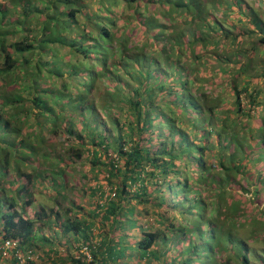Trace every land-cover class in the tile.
<instances>
[{"label":"trees","instance_id":"1","mask_svg":"<svg viewBox=\"0 0 264 264\" xmlns=\"http://www.w3.org/2000/svg\"><path fill=\"white\" fill-rule=\"evenodd\" d=\"M252 23L247 0H0V245L19 240L0 262L264 264L240 232L264 237ZM83 155L102 173L89 209L64 203ZM41 188L54 203L31 217Z\"/></svg>","mask_w":264,"mask_h":264},{"label":"rangeland","instance_id":"2","mask_svg":"<svg viewBox=\"0 0 264 264\" xmlns=\"http://www.w3.org/2000/svg\"><path fill=\"white\" fill-rule=\"evenodd\" d=\"M249 2V4L251 5V7L256 11L259 19L262 21V25L264 27V5H262L261 3H259V0H247ZM264 2V0H262ZM232 11L230 10L229 14H228V19L231 23L236 22V20L238 21V18H245V15L240 14V12L238 11V7H232ZM218 15H222V9L218 10L216 12ZM250 13V12H249ZM240 24V23H239ZM238 24V27H239ZM260 26V25H259ZM247 28L244 27V31L246 33V35L243 37V39H245L247 41V43L245 44V48H247L249 50V52H251L250 47L251 44L253 42H256L257 44H260V46H262V49L264 51V43L260 42V37H264V32H262V27L259 29V27L255 26L254 23H252L250 25V28H248L249 30H246ZM248 31H253V33H248ZM264 31V30H263ZM249 35V37H248ZM208 55V53H207ZM262 56H264V54H262ZM256 60L253 63V66H255L256 64H259L260 62V58L259 56L255 58ZM206 68V67H205ZM201 67V70L205 69ZM256 69V68H255ZM255 69L253 70V72H255ZM200 73V70H199ZM251 80L253 82V84L255 85V87H257L258 85H262L263 84V78L262 79H255L251 77ZM208 85V84H207ZM196 87H203V89H205L204 87V83H198ZM206 90H211L215 93H221V88L219 86H207ZM263 95L260 97V100H262ZM225 99V98H224ZM257 110H262V108H258ZM48 138L51 141H56V143H59V141L61 142H71L74 143L75 138H64L63 133H61L60 135H52V134H48ZM69 166H66V174H67V179L69 180V185H68V190H67V199L65 200L64 203H69L70 201H74L76 202V204L78 205H82L84 207V209L86 208H90L93 205H91L92 201L89 193L91 192V188L90 187H94L95 185H98V182L101 183V177H102V173L100 172V170L98 168L92 169L91 168V162L83 155L82 158L77 159L74 163L72 162H68ZM100 168V167H99ZM44 184H48V181L44 180ZM34 195L36 197V201L34 203V206H30L27 207V213L28 215H30L31 217L35 216L36 212L40 209V206L45 205L46 207H51V205H53L54 203V192L53 190L47 189V188H41V189H36L34 192ZM91 199H90V198ZM97 196H95L96 198ZM52 198V199H51ZM148 220H152L151 216H145L144 218L140 217L139 218V223H146ZM38 226V225H37ZM58 225L53 226L52 228H57ZM52 228H49L48 226L46 227V233L48 234H52ZM258 228H260V223L258 221H256V223L254 224H249L248 226H243L242 228H240V232L241 234L246 237L247 239H249L250 243V247L252 249L251 252V256L253 255H257L261 253V250L264 251V237L261 236L259 234H254V229L255 230H259ZM131 235V239H134L136 237H138V235H140L139 229H135L132 231ZM62 248V252H63ZM66 249V248H65ZM65 251V250H64ZM88 251V250H85ZM21 254V259L22 262L21 264H27L26 262V258H25V254L24 252L20 251ZM75 254L77 255V252H75ZM11 257V255L6 256ZM38 260V257L36 256V258ZM135 261H138V258H134ZM11 262V258L10 259H4L3 261L0 262V264H10ZM39 262V261H38ZM257 262L255 261V264ZM51 264V263H49Z\"/></svg>","mask_w":264,"mask_h":264},{"label":"built area","instance_id":"3","mask_svg":"<svg viewBox=\"0 0 264 264\" xmlns=\"http://www.w3.org/2000/svg\"><path fill=\"white\" fill-rule=\"evenodd\" d=\"M16 248H19V240L17 239H7L3 244L0 245V249L3 250L4 257L8 256L9 252L15 250ZM15 255H17L20 258V261L22 262L20 250L17 249L15 251Z\"/></svg>","mask_w":264,"mask_h":264}]
</instances>
